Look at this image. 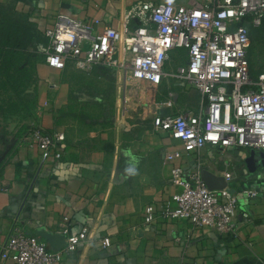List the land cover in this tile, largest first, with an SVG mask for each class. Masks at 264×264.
<instances>
[{"label": "crops", "instance_id": "0c3cea01", "mask_svg": "<svg viewBox=\"0 0 264 264\" xmlns=\"http://www.w3.org/2000/svg\"><path fill=\"white\" fill-rule=\"evenodd\" d=\"M137 1L0 0V4L27 15L43 33L53 27L61 13L93 23V32L100 33L108 26L120 28L126 11ZM176 1L187 4L189 0ZM186 58L185 49H173L165 70L176 72ZM61 73L45 62L38 65L40 105L28 125H20L4 151L0 164V250L17 221L39 237L41 228L66 239L88 229L89 241L74 253L63 254L58 264H264V166L249 170L247 159L252 151L206 148L200 153L182 152L180 158L170 160L168 153L182 150L179 139L131 125L127 126V130L133 128L131 131L113 135L107 131V118L84 117L62 98ZM155 87L145 97L146 106L154 113L197 111L201 106L200 93L173 77L164 78ZM33 124L65 135L46 160L29 136ZM56 150L62 153L60 158L55 157ZM200 159L205 169L215 174L232 171L237 190L253 187L261 191L253 202L240 193L236 231L217 234L187 220H165L160 215L146 222L147 205L165 203L182 190L172 183V167L179 164L196 170ZM243 211L253 215V222L242 217ZM104 237H109L112 245L97 242Z\"/></svg>", "mask_w": 264, "mask_h": 264}, {"label": "built area", "instance_id": "2783aa9c", "mask_svg": "<svg viewBox=\"0 0 264 264\" xmlns=\"http://www.w3.org/2000/svg\"><path fill=\"white\" fill-rule=\"evenodd\" d=\"M263 19L264 0H189L187 4L139 0L126 11L120 28L108 26L100 33L93 32L89 21L58 14L44 33L47 44H40L38 50L47 65L61 71L91 72L99 67L122 72L132 84L159 85L173 77L196 89L202 97L197 111L152 112L141 125L182 142V150L167 154L170 160L180 158L182 152L200 153L206 148L264 153V70L254 77L249 63L252 29L260 27ZM132 22L135 27L130 26ZM176 48L186 50V62L176 72H167L169 54ZM29 136L44 160L57 142L65 140L64 133L46 132L37 124ZM61 156L56 150L55 157ZM205 166L201 159L196 170L174 165L171 180L182 190L165 203L147 205L145 221L153 222L160 215L165 220L184 219L217 234L234 233L240 193L253 202L261 191L237 190L229 169L220 171L227 186L213 189L202 178ZM242 217L254 220L249 211H243ZM87 241L85 227L68 236L63 247H49L15 221L1 247L0 264H58L63 254L74 253ZM97 242L112 245L109 237Z\"/></svg>", "mask_w": 264, "mask_h": 264}, {"label": "rangeland", "instance_id": "374dc122", "mask_svg": "<svg viewBox=\"0 0 264 264\" xmlns=\"http://www.w3.org/2000/svg\"><path fill=\"white\" fill-rule=\"evenodd\" d=\"M251 38L249 63L255 77L264 70V24L252 29ZM43 62L37 64V74L38 65ZM60 77L64 85L62 98H66L68 105L91 120L107 118V131L115 136L141 126L153 112L146 106L145 97L153 93L155 85L143 82L129 83L125 81L122 72L99 68L91 72H82L68 68L62 71ZM39 79L21 94L30 109L8 117L0 127L3 153L18 129L20 130V125H28L27 121L33 117L34 109L40 105ZM61 88L62 84L57 85L58 91H61ZM129 125L133 128L127 130Z\"/></svg>", "mask_w": 264, "mask_h": 264}, {"label": "trees", "instance_id": "16d2710c", "mask_svg": "<svg viewBox=\"0 0 264 264\" xmlns=\"http://www.w3.org/2000/svg\"><path fill=\"white\" fill-rule=\"evenodd\" d=\"M47 42L48 37L27 15L0 4V127L8 117L30 109L21 94L39 79L36 67L40 61L45 62V56L38 46Z\"/></svg>", "mask_w": 264, "mask_h": 264}, {"label": "water", "instance_id": "95a60500", "mask_svg": "<svg viewBox=\"0 0 264 264\" xmlns=\"http://www.w3.org/2000/svg\"><path fill=\"white\" fill-rule=\"evenodd\" d=\"M5 157V153L0 157V164ZM259 165L264 166V153H258L252 151L247 159V166L251 172L257 170ZM202 178L207 183V185L213 189H223L227 186V183L223 176L215 174L214 172L203 169ZM38 234L48 240L52 247H63L65 245V236L59 233L48 232L44 228L39 229Z\"/></svg>", "mask_w": 264, "mask_h": 264}]
</instances>
